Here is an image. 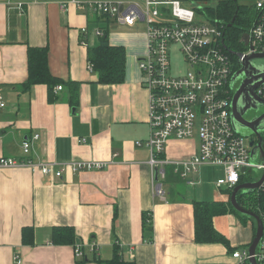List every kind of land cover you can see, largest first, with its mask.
Instances as JSON below:
<instances>
[{"label": "crops", "instance_id": "1", "mask_svg": "<svg viewBox=\"0 0 264 264\" xmlns=\"http://www.w3.org/2000/svg\"><path fill=\"white\" fill-rule=\"evenodd\" d=\"M112 24L74 7L63 11L50 0H0V88L6 103L0 156L34 163L109 162L98 170L65 169L59 177L28 166L0 167V264H106L116 253L133 264H235L232 252L254 237L251 219L243 221L227 208L212 220L229 246L194 240L193 203L229 202L228 191L215 187L218 178H210L218 170L222 175L221 167L199 166L187 185L167 166L158 179L163 197L153 193L150 151L138 145L150 135L148 94L138 67L145 31L136 32L135 25L110 30ZM97 28L109 46L124 49L120 83L98 81L92 63L89 70L87 49L99 43ZM29 46L45 48L51 86L24 85ZM24 142L30 144L27 154ZM197 153L198 141L191 137L169 139L163 154L181 160ZM53 227H71L74 242L53 243ZM23 228L31 244L22 241ZM77 244L86 257H75Z\"/></svg>", "mask_w": 264, "mask_h": 264}, {"label": "built area", "instance_id": "2", "mask_svg": "<svg viewBox=\"0 0 264 264\" xmlns=\"http://www.w3.org/2000/svg\"><path fill=\"white\" fill-rule=\"evenodd\" d=\"M61 10L69 7L81 9L94 15L102 23L133 26L145 25L146 50L138 61L142 72V84L148 94V124L150 135L144 143L150 151L148 164L152 173L153 193L163 197L164 190L158 183L165 177V167L192 185L191 174L201 165L219 166L222 176L215 181L217 188L231 190L241 182L247 170L264 171V162L251 161L249 137L233 129L231 123L230 79L240 67L237 56L224 47V26L206 19L196 4L188 0H50ZM21 3H18L20 5ZM255 16L251 27L240 38L244 55L264 54V0H255ZM82 28V31H85ZM102 35V29L95 30ZM181 55L185 70L172 72V49ZM234 56V57H233ZM92 69L89 63V70ZM61 85L56 89L60 90ZM255 94L264 101V81L255 89ZM6 103L0 88V112ZM198 141V153L188 159L170 160L164 149L171 138L188 139L194 135ZM38 134L34 135L37 138ZM30 151L29 142L22 144V152ZM103 160H78L53 163H34L31 160L17 161L0 156V167L25 166L39 169L44 175L59 177L65 169L70 171L98 170L108 166ZM57 166V167H56ZM244 168V171H241ZM155 174V177H154ZM253 181V180H252ZM264 193V178L257 187ZM263 233L253 255L258 264H264V212L260 213ZM89 251L95 254L94 243ZM75 257H82L83 245H74ZM235 264H246L250 255L246 248L234 250ZM16 262L21 263L16 257Z\"/></svg>", "mask_w": 264, "mask_h": 264}, {"label": "trees", "instance_id": "3", "mask_svg": "<svg viewBox=\"0 0 264 264\" xmlns=\"http://www.w3.org/2000/svg\"><path fill=\"white\" fill-rule=\"evenodd\" d=\"M190 3L199 6L197 10L204 14L206 19L216 21L224 26L223 42L228 50L241 52L243 47L240 38L251 27L252 20L256 14L253 8L254 4L250 5L246 0H215L214 6L206 5L210 0H188ZM99 43L95 47L87 49V58L93 65V70L98 75V81L103 83H120L123 80L124 74V49L120 46H109L106 34L99 36ZM28 67L27 78L24 82L25 86H30L34 83H45L51 86L55 80L49 74L47 69L46 50L43 47H28ZM234 57V56H233ZM52 93V92H51ZM258 197L264 195L262 192H257ZM230 194V192H229ZM251 195V193H248ZM245 194H238V202L246 209L260 215L264 212L261 204L254 203L246 206ZM258 207L256 209V206ZM227 208L237 214L243 221L249 219L247 216L239 215L229 204L222 205L219 203H207L195 201L193 203L194 214V240L196 242H221L229 246L226 237L215 230L213 226V217L222 215L227 212ZM145 229L149 228L148 219L145 220ZM25 228L22 232V241L26 244H31L32 239L27 238ZM52 242L55 244L74 242V232L71 227H53L51 234ZM94 255V253H93ZM86 257L83 253L82 258ZM106 264H133L125 261L120 253H116L114 257Z\"/></svg>", "mask_w": 264, "mask_h": 264}, {"label": "water", "instance_id": "4", "mask_svg": "<svg viewBox=\"0 0 264 264\" xmlns=\"http://www.w3.org/2000/svg\"><path fill=\"white\" fill-rule=\"evenodd\" d=\"M228 51L236 55L237 61L240 63V68L233 73L229 83L230 89L233 92L230 103V116L233 129L245 137L251 134L258 135L257 128H259V130L264 129V101L257 97L255 89L264 81V54L251 53L244 55L241 52ZM246 111H257L258 115L254 114L249 119H245L243 113ZM249 146L251 147L250 157H256L259 153L264 162V141L261 139V136H259V140L256 144L250 139ZM241 171H244V168H242ZM263 178L264 171L259 179L239 183L229 194V204L232 208L238 212L239 215L249 217L254 223V237L248 246V251L251 255L248 260L249 264H257L252 255L261 240L263 224L257 213L239 204L237 197L238 194L254 192Z\"/></svg>", "mask_w": 264, "mask_h": 264}, {"label": "rangeland", "instance_id": "5", "mask_svg": "<svg viewBox=\"0 0 264 264\" xmlns=\"http://www.w3.org/2000/svg\"><path fill=\"white\" fill-rule=\"evenodd\" d=\"M246 2L250 5L254 4L255 3V0H246ZM215 4V0H210L209 2L206 3V5H209V6H214ZM111 23H114V22H111ZM95 25V24H94ZM120 26V27H119ZM121 27H123L122 25H118L116 23L112 24V26H110V30L112 29H121ZM134 30L136 32H143L145 30V25L142 23V22H138L135 24L134 26ZM172 72L173 73H177V72H183L185 70V68L183 67V64L181 62V55L178 53V51L176 50V48L172 49ZM249 113L251 114L252 112L249 111ZM196 124L194 126V135H193V139L195 141H197V136H196ZM264 131V129H263ZM251 161L254 162V163H259L261 160H260V157L258 155H256V157L254 156L253 158H251ZM223 172V171H222ZM215 175H213V173L211 174L210 178L216 180L217 178H219L221 175V171L218 170L216 173H214ZM223 174V173H222ZM262 174V171L261 170H257L255 168L251 169V171L247 170L246 173L244 174V176L242 177L241 180H245V181H254V180H257L259 179V177L261 176ZM176 182H174L175 184ZM167 184H165L166 186ZM216 187V186H215ZM165 188V187H164ZM217 188V187H216ZM218 190L221 189V192L224 191V188H217ZM228 193H229V190H227ZM245 198H243L242 200H244L246 203L245 205L248 206L249 204H254L255 202L256 203H260L261 204V207L262 209H264V195H262L261 197H258L256 192H252L251 195H248V194H245ZM258 207V204L256 206V209Z\"/></svg>", "mask_w": 264, "mask_h": 264}, {"label": "flooded vegetation", "instance_id": "6", "mask_svg": "<svg viewBox=\"0 0 264 264\" xmlns=\"http://www.w3.org/2000/svg\"><path fill=\"white\" fill-rule=\"evenodd\" d=\"M230 90H231V89H230ZM231 92H232V90H231ZM232 94H233V92H232ZM251 112H252L251 114L249 113V111L244 112V113H243V117H244L245 119H249V118L252 117L254 114H257V115H258V112H257V111H251ZM257 130H258V135H256V134H251V135L247 136V137H249V140H250V139L253 140L254 144H256V143L258 142V140H259V136H261V139L264 141V131H263V130H259V128H257ZM241 183H243V182H241ZM245 203H246V202H245ZM249 205H251V204H249ZM249 205H248V206H249Z\"/></svg>", "mask_w": 264, "mask_h": 264}, {"label": "bare ground", "instance_id": "7", "mask_svg": "<svg viewBox=\"0 0 264 264\" xmlns=\"http://www.w3.org/2000/svg\"><path fill=\"white\" fill-rule=\"evenodd\" d=\"M260 54H261V53H260ZM239 68H240V67H239ZM239 68H238V69H239ZM256 190H257V188H256ZM262 233H263V231H262ZM261 238H262V237H261ZM259 242H260V241H259ZM257 246H258V245H257ZM245 248L248 250V246L245 247ZM256 248H257V247H256ZM241 249H243V248H241ZM236 250H238V249H236ZM255 251H256V249H255ZM248 253H249V251H248ZM254 253H255V252H254ZM249 255H250V254H249ZM253 255H254V254H253ZM253 255H252V256H253ZM250 257H251V255H250ZM250 257H249V258H250ZM254 259H255V258H254ZM248 260H249V259H248ZM248 260H247V263H246V264H249V263H248ZM256 262H257V261H256ZM257 264H258V263H257Z\"/></svg>", "mask_w": 264, "mask_h": 264}]
</instances>
